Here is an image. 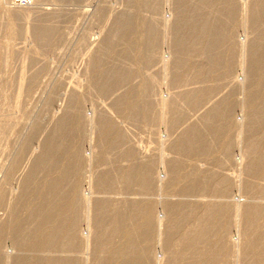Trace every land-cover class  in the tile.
Masks as SVG:
<instances>
[{"label": "rangeland", "instance_id": "374dc122", "mask_svg": "<svg viewBox=\"0 0 264 264\" xmlns=\"http://www.w3.org/2000/svg\"><path fill=\"white\" fill-rule=\"evenodd\" d=\"M12 16L21 35L10 40ZM186 23L199 26L197 34L189 30L194 41L183 38ZM22 74L28 79L20 88ZM168 101L175 114L163 113ZM219 107L228 117L212 122ZM218 126L223 129L217 134ZM190 131L197 137L192 145L207 149L183 157L176 146ZM248 140L256 147L246 158ZM136 171L151 174L150 191L140 183L121 185ZM218 171L230 176L223 198L213 197L204 180ZM58 182L70 186V199L79 197V212L65 227L81 238L80 247L56 255L16 249L18 236L9 229L44 228L43 206L56 204L59 190L50 185ZM262 183L264 0H0L5 264L19 256L126 264L138 255L141 264H163L166 245L175 264H198L203 256L213 264H256L242 252L264 235ZM195 185L200 189L192 192ZM246 185L253 192L242 190ZM208 203L215 206L211 225L185 255L165 240L164 231L172 228L170 218L187 231L205 217ZM247 208L262 214L248 221L237 212ZM173 210L188 211L191 218ZM149 220L148 239L132 249L133 235L147 231ZM220 243L228 252L215 259Z\"/></svg>", "mask_w": 264, "mask_h": 264}, {"label": "bare ground", "instance_id": "6f19581e", "mask_svg": "<svg viewBox=\"0 0 264 264\" xmlns=\"http://www.w3.org/2000/svg\"><path fill=\"white\" fill-rule=\"evenodd\" d=\"M262 6L263 5L261 4L260 7H262ZM21 16H23V14ZM16 19H17V17H16ZM10 20L11 21L9 23V31L12 33V35H11L12 37L10 39V40H12L16 36L19 35L18 32H19L20 25L16 22L15 17L12 16L10 18ZM123 21H124V19L120 21V23L118 24V27H119V25H122L121 22H123ZM123 26L124 25H122V28H123ZM186 26L188 27V31L187 32L184 31V33H183L184 37L183 38H188L189 40L188 39L187 40L191 41V40L195 39V36H196L195 34L198 33L199 26H197V25L194 26L191 23H186ZM211 26L212 25L207 24V26L205 25V29H208V28L212 29ZM193 27L195 28V30H193ZM190 29L193 30V32L195 31V34L191 33V35H189ZM48 33H50V32L47 31V32L43 33L45 39L47 38ZM35 35H38V33ZM152 38H154L153 32H152V37L149 38V41H152L153 40ZM45 39H44V41H45ZM33 61H35V60H33ZM35 62H34V64H36ZM30 63L33 64L32 62H30ZM177 64H178L177 67L180 69L182 66V60L178 61ZM37 68H39V65L37 66ZM24 70H25V68H24ZM28 70H26V71H28ZM35 70H36V68H35ZM193 70H194V68H193ZM26 71H23V72L26 73ZM32 71H31V73L33 74L34 71L33 72ZM202 73L203 72H201V74ZM24 74H22L21 81L19 82L20 88L22 87L23 80L25 81V79H28L27 77L25 78V75L27 73L25 75ZM28 76H30V75H28ZM202 76L203 75H201V77ZM176 79H179V77ZM176 79H174V80H176ZM164 106H165V112H163V113L165 115L171 114L173 112H174V114L176 113V108L174 109V106L172 105V103L170 104L169 101ZM227 117H228V114L226 112L225 113L221 112L220 107H219L218 109L215 110V112H213L210 115L209 119L212 122H216V121L220 122L222 120L227 119ZM222 129L223 128L221 126H218L217 134L220 133ZM184 134L185 135L182 138V143L179 144V146H176V147H178V149L176 151H179L180 152L179 154L181 156L187 157L188 155H190L194 151H199V150L205 151L207 149L206 147H199V146L192 145V143H194V141L197 139L195 132L190 131V132H185ZM58 135H59V132H58ZM121 136L124 137L125 134L123 135V133H121ZM55 137H57V135ZM255 147H256L255 143L252 142L251 140H248L246 142V144L244 146V153H245L246 158L250 157L252 155V153H253L252 151L255 150ZM228 152H229V150H228ZM246 165H247L246 166L247 172L250 173L249 177L251 178L252 174L250 172V167H248L249 164H246ZM217 173L219 174V171ZM211 178L212 177L210 176V172L207 173L206 176H204V180L206 181L208 179L211 183L210 194L215 198H223L230 191L231 186H230V181H229L230 180L229 174L225 173V171L224 172L222 171V173H220L219 175H216L212 179ZM120 183L124 187H129L130 185H132L134 183H138V184L140 183V185H139L140 189L144 192H148L152 189V178H151V174L149 172H146L145 174H141V173L138 174L137 171L130 173V174L126 175L125 177H123L120 180ZM261 185H262L261 189H264V183H262ZM50 186H51V189H56L59 191H58L57 202L55 205L52 206L49 203L47 206H45V205L43 206V211L41 214L42 216H41L40 221L44 225V228H41L39 230L29 231L27 229L24 230L20 226H17V227H11L10 226L12 228V230L9 229L10 230L9 232L18 236V238L13 239L16 249L24 250L25 248H30V249L40 250V251H51V253H55V255H56L59 252L60 253L61 252H66V253L67 252L68 253L75 252L80 247V241H82V240H80L81 238H79L78 236H76V234H74V232L72 231L73 229L68 230L65 227V221L67 220V218L70 215L77 216V214L79 212V209H80L79 208L80 207V201L78 200L79 197L78 198L75 197L73 199H70L71 198L70 193H69L70 192V186L67 184H65V186H63V183L58 182L57 184H54L53 186L50 185ZM26 187H25V190H28V188H26ZM199 189L200 188L197 185H195V186H193L191 191L194 192V191L199 190ZM242 190H245L246 193H249V194H250V192H253V189L251 190V186H249V185H246V187L244 189L242 187ZM214 210H215V206H213V203H208L206 205V208L204 211L205 217H203V219H200L197 223H194L193 225H191L190 228L187 229V231L178 230L177 229L178 228L177 227L178 222H176L173 218H170V221L168 223H170V226L172 228L170 229V227H167L166 231H164L165 240L168 241L169 243H172V241H173L174 247L180 248L181 252L183 254H185V255L190 254L192 252L193 248L197 245V243L204 237L205 232H206L207 228L209 227V225H211L212 219L209 218V216H210V214L213 213ZM173 211H174V213H180V211H181L182 216H184V217L187 216V219L191 218V214L188 213V211H185V210H173ZM102 212L103 211L100 210V212H99L100 215ZM237 212H238V215L241 214L242 217L245 216V218L248 221L249 220L252 221V220L258 218L262 214V212L260 210H251L250 211L248 208L244 209V211H241V210L238 211V209H237ZM207 213H208V215H207ZM12 219H13V217H12ZM53 222H56L55 226H54ZM172 223H173V225H172ZM52 224H53V227H51ZM148 225H149V228L147 231L140 232L137 235H135V234L133 235V236H135L134 237L135 238L134 243H130V247L132 249L135 248V245L138 241H141V240L146 241L148 239V237H149L148 233L153 228L152 221L148 222ZM5 231L6 230L2 231L1 233L3 234ZM109 233H110V231H109ZM262 237H264L263 234H258L255 237V239L253 240V242H251L253 245L252 248L248 249V250L243 249V252H242L243 257L252 259L256 264H264V244H262V241H261ZM219 245L220 246L218 248V252L214 256L215 259L219 258L220 256H222L228 252L227 246H225L221 243ZM1 249L2 248L0 245V264H5V262H4L5 259L3 258V253H2ZM169 249L170 248H168V246L166 245V252L164 253V255H166L165 256L166 258H165V262L163 264H175V262H176V258L172 254V251ZM144 257H147V256L144 255L143 258ZM6 258H7L6 262L9 263L10 257H6ZM136 258H137L136 259L137 261L134 260L135 258H133L131 261L128 260V262H126V264H141L140 263L141 257L138 255V256H136ZM214 261L215 260L212 258L206 259V256H203L199 260L198 264H213ZM47 262H51L52 264H75L74 260L65 261V260H60V259H56V258L51 259V258H44V257L36 260V259L20 257V256L14 259L13 264H46ZM157 264H161V263L158 262Z\"/></svg>", "mask_w": 264, "mask_h": 264}]
</instances>
